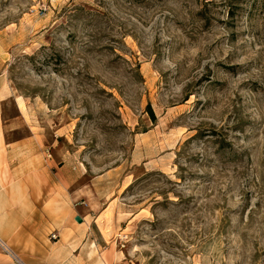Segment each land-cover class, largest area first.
Listing matches in <instances>:
<instances>
[{"label": "rangeland", "instance_id": "374dc122", "mask_svg": "<svg viewBox=\"0 0 264 264\" xmlns=\"http://www.w3.org/2000/svg\"><path fill=\"white\" fill-rule=\"evenodd\" d=\"M0 85L107 264H264V0H0Z\"/></svg>", "mask_w": 264, "mask_h": 264}, {"label": "crops", "instance_id": "0c3cea01", "mask_svg": "<svg viewBox=\"0 0 264 264\" xmlns=\"http://www.w3.org/2000/svg\"><path fill=\"white\" fill-rule=\"evenodd\" d=\"M6 93L0 85V264H107L92 229L81 226L91 222L82 207L86 202L75 204L69 178L59 188V169L43 149V136L30 131L7 140L15 127L14 120L3 119ZM16 112L15 120L24 118L18 105ZM76 216L83 223L75 228Z\"/></svg>", "mask_w": 264, "mask_h": 264}, {"label": "built area", "instance_id": "2783aa9c", "mask_svg": "<svg viewBox=\"0 0 264 264\" xmlns=\"http://www.w3.org/2000/svg\"><path fill=\"white\" fill-rule=\"evenodd\" d=\"M49 238H50L51 240L55 241L56 238H57V236H56L55 234L52 233V234L49 235Z\"/></svg>", "mask_w": 264, "mask_h": 264}, {"label": "water", "instance_id": "95a60500", "mask_svg": "<svg viewBox=\"0 0 264 264\" xmlns=\"http://www.w3.org/2000/svg\"><path fill=\"white\" fill-rule=\"evenodd\" d=\"M75 221H76L77 223H81V222H82V220H81L80 217H75Z\"/></svg>", "mask_w": 264, "mask_h": 264}]
</instances>
